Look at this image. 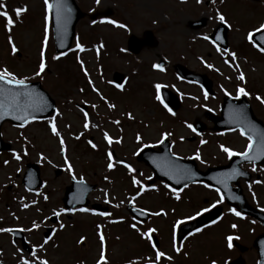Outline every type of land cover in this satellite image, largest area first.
I'll return each instance as SVG.
<instances>
[{
  "label": "rangeland",
  "instance_id": "1",
  "mask_svg": "<svg viewBox=\"0 0 264 264\" xmlns=\"http://www.w3.org/2000/svg\"><path fill=\"white\" fill-rule=\"evenodd\" d=\"M1 1L5 8L0 11H7L13 18L14 25L11 29H6V21L0 17V68H7L17 78H25L26 81H40L56 103V110L45 121L29 123L25 127L13 126L6 122L1 128L2 137L10 143V149L0 154V228L11 226L21 228L28 244L36 251L37 261L45 260L46 264H51L50 262L66 264L65 252L82 246L75 242L79 239L76 233L80 232L86 236L92 234L87 228L91 218L76 215L73 217L74 222H82L84 227L71 231L67 227L63 228L64 225L61 223L63 227L61 228L59 224L56 227L58 232L56 231L51 239L44 243L42 232L44 226L49 224L48 216L61 208L59 201L63 186L69 183L71 176L96 183L97 189L91 194L92 200L102 201V203L108 201L118 205L124 199H132L133 193L125 192V190L134 191L130 184L128 185L127 177L120 178L116 171L109 172L105 168L101 145L108 148L112 146V143L104 139L105 132L108 133L111 141L115 138L121 141L123 145L116 146V157L124 158L128 162L133 157L132 150L136 146L130 126L143 134L140 144H153L161 136L160 133H172L169 136L173 143L172 151L184 157L199 154L200 159H195L199 162L200 168L223 160L226 153L222 151L221 145L234 152L242 151L245 141L239 139L237 133L221 136L216 134L214 137L213 130L206 129L202 134L204 141L202 144L201 141L193 138L188 128L175 126L165 130L170 126V122L174 125L177 119L172 116L163 120L166 115L162 112L164 109L161 106L157 109V101L154 97L155 84H161L178 97L179 106L173 113L178 116V120L189 119L190 121L186 124L195 118L204 120L202 115L207 110L219 115L218 106L222 97L224 95L236 97L239 94L237 89L240 87L245 88L247 92L249 90L248 100L254 112L264 121V107L262 109L260 107L264 103L256 99L260 96L264 100V57L257 54L245 41L249 31L264 24V0H98V2L97 0H76L83 12L94 9L111 10L112 14L107 17V20H116L125 24L126 27L123 29L115 27L108 24L107 20H96L93 23L84 17L81 11L82 16L76 22L75 34L69 46L70 53L62 59L55 60L53 56L59 55L52 49L51 32H47V37L45 35L44 0ZM17 7L26 8L19 18L13 12V9ZM217 13L223 15L225 20H219ZM202 18L204 22L201 26L196 28L191 25L192 21ZM220 22L228 28L227 48L229 52L235 54L234 61L228 53L223 52L222 49L218 52L217 47H212L209 43L210 32L218 27ZM145 30L152 31L156 40L155 45L145 46L135 55L128 54L125 50L128 36L130 34L141 36ZM9 38L12 44H9ZM77 43L86 50L81 52L76 49ZM13 47L20 52V55L17 56L12 51ZM42 51L46 67L37 76ZM160 61L165 62L163 72L152 67ZM176 64H183L190 70L211 78L214 94L205 97L196 85L187 84L182 78L176 76L172 67ZM85 71L88 73L87 77L84 75ZM114 72L124 76L125 84L122 91H115L114 88L112 90L109 86V83L113 82ZM241 72L245 76L244 81L237 78ZM88 80L92 81L91 85ZM83 104L87 106L86 112L90 125L87 130L83 128L84 115L79 108ZM108 104L113 107L109 108ZM159 112H162L160 117ZM129 114L132 119L128 118ZM112 121H119V123L114 124ZM50 122L60 132V137L52 134ZM92 124H96L97 127L92 128ZM209 124L211 125V122ZM61 138L65 146L63 153L59 143ZM89 141L96 147L93 148ZM25 151L27 155H24ZM15 155H20L21 159L16 160ZM65 159L68 161L67 165ZM29 161L39 165L41 178L44 180L43 186L36 192H29L20 184L24 164ZM137 164L140 166L139 163ZM69 165L71 171H69ZM57 167L62 170V173L54 176V170ZM246 168L253 173L260 172L261 176H264V167H255V171L249 166ZM261 182L262 186L253 184L248 190L251 192V189L260 187L259 199L256 194L254 198L248 200L264 208V180L262 179L259 183ZM191 188L173 194L160 189L158 195L148 192L138 201L149 208L170 202L171 205H179L175 207L179 215L188 216L195 213L198 206L189 208L187 204H176L171 201L172 196H179ZM195 190L197 194H207L205 190L196 188ZM189 192L192 193L189 197L194 198L193 192ZM212 195L213 193L205 195V199H209ZM45 196L47 200L44 199ZM197 198L189 201L201 203L203 199ZM178 199L176 198L175 201L178 202ZM33 200L36 201L35 204L32 203ZM23 204H28V207L24 208ZM163 212L165 214L167 211L163 210ZM224 213H228L230 219L236 221L233 212L225 209ZM34 221L39 227L28 231L27 229H31ZM121 227L123 225H115L113 232L121 235L122 239L116 241L113 238L109 241L111 245L109 249L113 250L112 257L115 259V262L110 264H116V260L123 256L138 254L134 252L142 247L139 238L132 231L124 238L122 235L125 232ZM151 227L156 231L161 244L165 243L166 239L169 240L168 234L163 238L155 226L151 225ZM164 228V231L171 229L170 225ZM235 228L238 231L236 234L238 238L248 241L244 243L248 246L254 233L259 230L254 232L253 229L256 226L252 225L248 219L237 223ZM231 230L233 227L224 216L215 228L209 230L208 234L213 237L209 239L206 248L202 244L204 235L192 240L191 253L195 254L194 262L202 264L210 257L218 258L228 255L230 251L224 250L221 238L222 234ZM64 240H66L65 243H63ZM40 245H43L42 251ZM202 248L204 251L198 253V250ZM160 249L163 248L160 247ZM241 255L246 264H255V252L249 250ZM96 256L97 251L88 253L87 264L91 263ZM22 257L29 259L32 264V254L27 255L26 252H22L18 245L14 246L7 232H0V264H7L14 258L20 264ZM75 258L77 260L78 256ZM102 262L100 264H104ZM12 263L15 264L13 261Z\"/></svg>",
  "mask_w": 264,
  "mask_h": 264
},
{
  "label": "snow or ice",
  "instance_id": "2",
  "mask_svg": "<svg viewBox=\"0 0 264 264\" xmlns=\"http://www.w3.org/2000/svg\"><path fill=\"white\" fill-rule=\"evenodd\" d=\"M98 2V0H97ZM44 4L46 9H52L53 6H55L56 9V23H57V32L58 35L61 38V47H63V35L66 33V24H67V14L70 13L71 9L67 6L66 0H55V5L50 4L49 0H44ZM5 5L0 2V9H4ZM26 8L25 7H17L15 9H13V12L15 13V16L17 18L20 17L21 13L25 12ZM0 17H3L6 21L5 23V28L6 29H11V27L14 25V20L11 16H9L7 11H0ZM217 18L221 21L225 20V17L223 15H221L220 13H217ZM45 20V35L47 37V32H48V22H49V17L46 15L44 17ZM108 24L114 25L115 27L118 28H125L126 25L123 23H120L116 20H107L106 21ZM93 23H95V21H93ZM261 29H264V24L260 25ZM252 34L249 33V36H251ZM204 39H208V37H204ZM217 40L220 39V36L216 37ZM264 39V38H262ZM12 40L11 38H9V44H12ZM76 49L80 50L81 52L85 51L86 49L84 47H82L81 44L77 43L75 45ZM99 47H103V45H99ZM12 51L15 52L16 49L15 47L12 48ZM217 51L219 52L220 49L217 48ZM223 52L228 53V55L231 57V59L234 61L236 59V56L234 53L229 52V50L227 48L223 49ZM61 56L64 55V53L60 54ZM55 59H59V56H53V60ZM227 63V61H226ZM45 60H44V53L43 51L41 52V60L39 62L38 65V70L36 72V75L39 76L44 70H45ZM81 67L83 68V64L81 63ZM152 67L154 69H158L159 71L163 72L165 69L163 67V65L157 63V64H153ZM208 67H212V65H208ZM84 75L87 77L88 73L85 71ZM239 80L244 81L245 80V76L244 74L241 72L240 75L237 77ZM88 83L91 85L92 81L88 80ZM154 88L156 89V96L155 99L160 102L170 113H172V110L170 108H168V105L164 103V101L161 99V95H160V89L162 88V85L157 83L154 85ZM237 92L241 95H245L247 96L249 93L245 90V88L240 87L237 89ZM205 97H207V93H205ZM102 98V97H101ZM103 99V98H102ZM256 99L258 101H260L261 103H264V100L261 99L260 96H257ZM49 105L47 103V101L45 100V98L37 93L34 89H31L28 85V83L26 82L25 78H17L16 75H14L13 73H11L7 68H0V110H3V114L7 115L9 111L17 113L15 115V119L18 120H22L23 123L21 124V127H23L25 124L29 123V117H31L32 120H35L36 117L33 115L34 112H45L47 111ZM93 107H95L93 105ZM109 108H112L113 105L108 104ZM31 110V111H29ZM22 114V115H21ZM174 115V113H172ZM57 115H59V113L57 112ZM84 115V124H83V128L85 130L89 129L90 125L88 122V114L87 112H83ZM3 116H0V119H2ZM129 119H132L131 114L128 115ZM238 123H240L242 125L241 131H240V135L243 136L244 130L243 127H248L249 131L252 132L253 134H257L260 136L261 142L262 144H264V133H256V130L254 128H252L251 126H248L246 121H244L243 119H240L237 121ZM112 123L114 124H118L119 121H112ZM92 128L97 127L96 124H92L91 125ZM188 128L192 129V131H195V129L192 127L191 124L187 125ZM50 130L52 132V134H54L57 137H60V132L57 131V128L51 124L50 122ZM104 139L106 141H108L109 143H112V141L109 139V135L107 132H105L104 134ZM167 136H171L172 133H166ZM79 138V137H77ZM137 141H141L142 138L139 134H137L136 136ZM181 139H183V137H181ZM253 137L252 135L248 136V145L245 148V150L243 152H234L232 150H230L228 147H225L223 145H221V149L224 153H226L229 157H232L234 155H238L241 157H244L245 159L248 160H252L254 159L253 156L249 155V149H251L253 147V143H252ZM120 140H116V143H120ZM60 146H61V152L63 153L65 151V146H64V140L61 138L60 141ZM89 143L91 144V146L93 148L96 147L95 144H92L91 141H89ZM201 143L203 144L204 141H201ZM24 155H27V152H24ZM108 156V164L107 167L108 169H113L114 165H113V153L109 152L107 153ZM44 157L41 155V159H43ZM15 159L16 160H20L21 157L20 155H15ZM196 159H200L199 154H197ZM7 163V162H5ZM117 163H120V161H117ZM65 164H68L67 159H65ZM124 167H126L128 169L129 172H133L135 171L130 165H128L127 163L124 164ZM172 169L174 171H176V173L181 177V178H187L186 176V172L187 170L184 169H179L178 166L175 165H171ZM71 166L69 165V171H71ZM256 169L254 168L253 171H255ZM168 174V173H166ZM240 173H237L235 169H233L232 172V176L237 175ZM232 176H230L229 178H232ZM171 178V176L169 177ZM179 182V181H178ZM220 181H218L219 183ZM258 182V181H257ZM132 183L134 185H138L140 186V191L136 193L137 196H139L143 191L144 188L143 186L140 185V180L136 179L135 176L132 177ZM167 187V186H166ZM179 198V197H177ZM23 200V197L21 198ZM45 200H47V196L44 197ZM33 204L36 203L35 200L32 201ZM24 208L28 207V204H23L22 205ZM66 210L64 208H60L59 211H54L53 215L59 216L61 213L65 212ZM79 211H83V212H87L89 211L86 208H82L79 209ZM204 211H207V209H204ZM231 212H233L234 215L236 216H240V212L234 210V209H230ZM141 214H143V210H141ZM152 215H161L164 214L163 210L159 211V212H154L151 213ZM101 215H105V213H101ZM196 215H200V212H196ZM191 218V217H189ZM177 223H180L179 221H177ZM39 225L34 221L32 223V227L31 229H27L28 231H31L32 229H36L38 228ZM60 227L62 228L63 225L61 224ZM132 227L135 229L136 226L132 225ZM233 228L236 227V225H232ZM97 228L99 229L100 226L97 225ZM138 230V229H137ZM12 229L11 228H0V232H11ZM154 231V229L152 228H148L147 229V233H152ZM197 232L200 231L199 229L196 230ZM147 233H141V235H147ZM85 238L81 237L80 240L81 242H83ZM233 237L228 236L227 240L228 241H232ZM99 240L101 242V244L103 245L105 242V237L103 235H99ZM44 243H47V241H44ZM154 247V246H153ZM229 247H231V243H229ZM40 250H43V245H40ZM177 252L180 251L179 248L175 249ZM164 254L160 251H156L155 252V257L156 260L159 261L160 258L163 256ZM36 251L33 250L32 252V264H46L45 260H36ZM103 261L104 264H107V261L105 260V252L102 250L100 252V258L97 261V264H100V262ZM20 264H30L29 259H25V258H21L20 260ZM130 264H137V262H130ZM213 264H215V262H213Z\"/></svg>",
  "mask_w": 264,
  "mask_h": 264
},
{
  "label": "flooded vegetation",
  "instance_id": "3",
  "mask_svg": "<svg viewBox=\"0 0 264 264\" xmlns=\"http://www.w3.org/2000/svg\"><path fill=\"white\" fill-rule=\"evenodd\" d=\"M171 146H172V143L170 144V147ZM122 161H124V160L122 159ZM131 161H133V163H135L136 159L130 158L129 159V164H131ZM136 163H138V162L136 161ZM249 167L250 168H255V167L263 168L264 167V164H256V165H254V164L250 163L249 164ZM141 168L143 169L142 171H141ZM135 170H136V173L138 175H141V176H144V174H149L150 173V171L147 168H143V167H140V166H138L137 168H135ZM244 171L246 173L245 175H248L249 174V177L248 178H245V176H242V177H239V178L236 177L234 181H230L229 182V185L230 186H232V185L233 186H238L241 189V192L244 194L245 199L247 200V202L252 207H254L256 209L263 210L262 209L263 207L257 205L253 201L251 202V200L250 201L248 200V199L254 198V196L256 194H258L257 197L259 199L260 192H261L260 187L258 189H251V192H249L248 191L249 190L248 189V186L253 185V184H257V181H260L262 179L264 180V176L262 177L261 174H260V172L259 173H253L250 169H246ZM126 180H127V183L128 184H131V177L130 178L127 177ZM258 185L259 186H262L263 183L262 182L261 183H258ZM216 193L218 194V192H216ZM247 193H249L250 195H248ZM218 195L214 194L212 196V198L213 199H215L216 197L218 198ZM104 204L107 205L106 210H102V213L105 212V215L104 216L103 215L99 216L100 220L96 221L94 224H93V222L97 219L98 216L96 218H91L90 225L87 224L88 225L87 228H89V230L91 232L92 231L98 232L99 230H101L103 228V225L104 224H111V223L118 224V221H116V220L125 219V218L127 220H129L133 224L141 223V222H138L137 220H135V218L128 211V205L129 204H131L132 206H135V205H133L132 202H128L126 204L125 203H119L118 205L113 204L112 206L108 202H104ZM213 205H216V203L214 202L213 204H211V206H213ZM136 207L141 208V209H145L146 211L148 210L149 213L152 211V209H154V207H150V208L149 207H144L142 204H140V201L138 202V205ZM164 208H165V211H167V212H166V215H162L161 214V216L164 218V222H160V223H173V222H175V221H177L179 219V212H178V210H172L171 212H169L167 207H164ZM225 209H229L230 210L231 208H229L227 206L225 207V205L222 204L221 205V215H220V217L218 219L212 221L208 225H204V226H202V227H200L198 229L201 231V230H204L207 227L215 226L217 224V221L219 219H220L219 221H222L223 212L225 211ZM75 212H76V210H75ZM120 217H122V218H120ZM240 217H242L243 219H245V218L247 219L249 216H247L246 214H241ZM249 218H251V217H249ZM251 219H253V218H251ZM148 220L151 223H154V224H156V223L159 222V218L158 217L152 218L151 217V213H150L147 221ZM151 220H153V221H151ZM147 221L142 222V223L145 224ZM65 222H66L67 229H71V231H72V229H73L74 226L80 227V225H81V223H79V222H74V218H73L72 215H67L65 217ZM97 225L100 226L99 229L97 228ZM198 232L196 231V232H193V233L186 234L184 236L183 240L181 242H178V245H182V242H184V246H188V243L186 242V240L187 239H190V237H192V236H197L198 234H200ZM97 234L98 233H96V235ZM167 234L168 233L161 234V235L163 236V235H167ZM227 234L230 235V233H227ZM229 235H226V234L223 235L222 234L221 240L223 241L224 250L225 249H228L230 251V253L228 255H226V256H223V258L219 257V261H220L219 264H223L224 261L225 262L227 261V258L231 257V249H230V247H228L226 245V240H227V237ZM170 236H172V240L173 239L176 240L177 233H172V234H170ZM97 240H98V236H94V239L92 240L91 245L95 244L97 242ZM203 240L204 239H202V241ZM171 241H169L168 243H164V245H170L171 244ZM155 245L156 246H158V245L160 246V243L157 242ZM247 250L248 249L245 248L244 249V252L247 251ZM202 251H204V249H201V251L199 250L198 253H200ZM155 252H156L155 250L147 251L148 256H145V257H149L150 260H146L144 258V256H142V255L134 256V260H135V262H138V264H146V263L147 264H201V263H195L194 262V259H195V254L194 253L185 256L184 255V252L181 251V252H179V253H177L175 255H171V256H169V257H167L165 259H163V257H161L160 260L157 261L156 260V257H155ZM237 252L239 253V248L238 247L235 248V253H237ZM128 259H130V257ZM210 260H211V257L208 258V261L202 262V264H207ZM12 261L15 264L17 263V261L15 259H13ZM12 261H8V264H13ZM211 262H213V261L211 260L209 263H211Z\"/></svg>",
  "mask_w": 264,
  "mask_h": 264
},
{
  "label": "water",
  "instance_id": "4",
  "mask_svg": "<svg viewBox=\"0 0 264 264\" xmlns=\"http://www.w3.org/2000/svg\"><path fill=\"white\" fill-rule=\"evenodd\" d=\"M52 3H53V5H55V0H53ZM66 3H67V6L69 8H71L74 5L72 0H66ZM53 8L55 9V6H53ZM81 15L82 14L79 12L78 9H77V12L75 13V15H73V16H69L67 14L66 33L63 35V47H61V38H60V36L58 35V32H57L56 12H53V15H52L53 32H54V39H55V47H56L57 51H63L64 49H66L68 47L70 39H71V37L73 35L74 23ZM196 24H198V23H196ZM225 32H226V28H223L222 36L224 37V39H225ZM218 33H219L218 31L215 32L212 37L215 38L218 35ZM148 36H149V33H148ZM262 38H264V30H261V31L257 32L253 36V39L261 47L264 48V39H262ZM131 41H134V43H137V45H139L138 49L142 45L141 42L139 40H135V37H133V36L130 38L129 42H131ZM183 75H186V73L183 72ZM28 85H29V87L31 89H34L37 93L41 94L45 98V100L47 101V103L49 105L47 111H45V112H34L33 115L35 117H45V116H47L49 114V112L53 109V100L41 88V86H40V84L38 82L28 83ZM239 109H240V115H241L240 119H243L244 121H246L247 125L251 126L253 128L255 126V123L257 122V120L253 119L250 109L247 110V111L245 109H241V108H239ZM29 111H31V110H29ZM233 112H234V110H232V113ZM16 114L17 113L9 111L7 115H4L3 114V110H0V116H3V118L0 119V126H1L2 122L6 121V120L11 121L13 123L15 122V123L22 124L23 123L22 120H18V119L14 118ZM223 119L226 121L227 117L224 116ZM29 120H31V117H29ZM239 127L242 128V125L240 123H239ZM258 127L262 128V124L260 123L258 125ZM245 129H248V127H243L244 131H245ZM252 135H253V141H252L253 147L249 150V154L251 156H255V155L262 156L264 154V144H261V141L259 140V138H256L255 134H252ZM4 148H7V145H3L2 144V140L0 139V149H4ZM32 168L34 169L33 170V172L35 173L34 176L38 179V169H37V167L36 166H32ZM29 172H30V170L26 173L25 177H27ZM29 175L33 176L32 173H30ZM38 184H39V182H38ZM70 191H71V186L66 189L64 201L66 200V196L68 195V193ZM258 264H264V246L261 247V249H260Z\"/></svg>",
  "mask_w": 264,
  "mask_h": 264
}]
</instances>
